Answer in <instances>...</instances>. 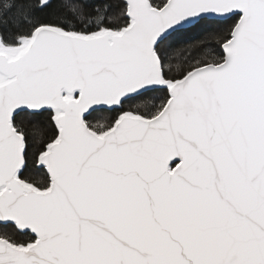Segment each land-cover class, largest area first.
Instances as JSON below:
<instances>
[{
  "label": "snow or ice",
  "instance_id": "obj_1",
  "mask_svg": "<svg viewBox=\"0 0 264 264\" xmlns=\"http://www.w3.org/2000/svg\"><path fill=\"white\" fill-rule=\"evenodd\" d=\"M0 264H264V0H0Z\"/></svg>",
  "mask_w": 264,
  "mask_h": 264
}]
</instances>
